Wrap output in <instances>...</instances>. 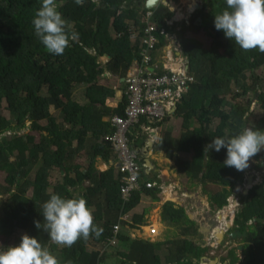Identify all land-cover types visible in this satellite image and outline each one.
I'll use <instances>...</instances> for the list:
<instances>
[{
	"label": "trees",
	"instance_id": "obj_1",
	"mask_svg": "<svg viewBox=\"0 0 264 264\" xmlns=\"http://www.w3.org/2000/svg\"><path fill=\"white\" fill-rule=\"evenodd\" d=\"M56 4L75 33L61 55L49 53L35 35L32 20L42 0H0V172L6 174V182L10 183H0V196H8L0 209V236L10 239L16 230H24L49 247L59 264L69 261L106 264V253L101 254V250L113 237L114 225L137 206L142 193L154 195L159 191L151 192L143 184L129 201H124L120 171L115 166L105 171L96 168L98 157L107 163L115 161L109 142L104 140L115 128L103 119L124 116L127 105L124 95L118 108L107 107L106 100L114 95V90L100 80L107 72L125 78L135 60L140 61V41L132 42L130 29L132 24L141 30L146 27L148 10L144 0H84L82 5L75 0H56ZM226 8V0H204L202 7L182 23L183 36L187 30L198 31L195 22L200 19L211 40L208 48L199 40L185 46L188 75L193 81L181 94L175 110L174 118L181 120L179 133L173 138L171 130L165 131L155 147L164 150L170 159L178 153L191 154L190 160L176 158L177 172L203 186H222L220 191L208 195L218 209L227 205L226 200L242 182L244 172L224 165L226 147L204 154L205 147L215 137L238 134L247 126L254 99L264 112V53L258 49L242 50L234 40L226 38L223 30L215 28V14ZM153 11L159 28L158 50L166 44L165 34L175 29L167 25L175 13L163 5ZM102 54L109 57L105 63L99 59ZM259 69L262 76L255 73ZM80 88L85 89L87 102L75 110L73 96ZM226 96L231 101L227 102V110H223L220 107ZM3 103H6L4 109L13 115L14 123L2 112ZM51 108L60 112L62 122L51 114ZM171 120L166 118L154 124L159 126ZM214 120L220 122L213 128ZM141 122L148 120L142 118ZM252 127L264 130V116ZM26 128L42 137L37 140L29 133L20 135ZM262 150L253 158L261 159ZM83 152L90 158L86 168L76 164ZM259 167L260 163L256 165ZM54 170L64 171V175L62 182L52 185L50 177ZM49 193L83 196L92 210L95 225L103 229L102 234L99 237L92 234L88 240L81 238L71 247L57 251L48 234L35 224L40 221L43 225L42 205L50 198ZM165 207V220L176 223L183 210L174 208L172 203ZM255 218L264 219V181L241 196L235 223L242 232L247 230L246 247L243 262L233 251L229 254V264H264V223L255 222ZM188 224L193 223L188 220ZM118 239L130 241L129 249L119 252L124 264H163L158 253L161 243L131 240L122 233ZM20 242L21 238H17L14 245ZM91 244L101 249L90 250ZM165 244L169 248L167 261L174 264H197L207 251V247L202 248L189 239L168 240Z\"/></svg>",
	"mask_w": 264,
	"mask_h": 264
},
{
	"label": "crops",
	"instance_id": "obj_2",
	"mask_svg": "<svg viewBox=\"0 0 264 264\" xmlns=\"http://www.w3.org/2000/svg\"><path fill=\"white\" fill-rule=\"evenodd\" d=\"M144 1L146 3V0ZM186 1L187 0L185 1L169 0L168 7L172 11H174L175 13L173 16L174 21L175 23H179V24L175 26L174 31H172L167 37L165 46L161 49L156 50L153 53L154 62L157 65L158 64L161 65L168 62L167 53L169 52L175 54L176 61L179 65H181L182 61H184L181 45L183 44L185 36H187L188 33H192V34L194 33L193 31L187 30L185 31L183 36L181 35L182 23L186 21L190 16V14L193 12L192 10H190L191 8L189 9V7L192 5L191 3L192 1L189 0V4H187ZM175 2L179 4L178 7H176ZM193 3L194 5L196 4L195 7H199V5H203V2L201 0H193ZM194 5L192 6L194 7ZM153 10L155 9H152V11ZM177 12L178 13L180 12V19H178V21L175 20V15ZM182 18L183 21L179 22ZM130 24L132 23L130 22ZM111 33L113 34V36H115L113 29H111ZM177 45L180 46L178 49L176 48ZM100 57L105 58V61L102 60V62L104 61V63L107 62L109 59L107 55H103V54ZM169 57L172 58V55L170 53H169ZM136 69H137V64L134 62L131 68L129 69L127 76L135 73ZM124 79H125L124 77L118 78L108 72L103 74L100 83L114 90V95L106 100L107 107L115 109L118 108L119 104L122 102L124 98V89H125ZM80 89H84V88H80ZM227 97L230 98V96ZM229 101L231 100L229 99ZM254 101L256 100L254 99ZM112 116L104 117L103 120L109 122ZM172 122L175 123L178 121L177 119L173 118L170 122L159 126H156L154 123H150L149 121L148 123L141 122L140 124H138L139 128L135 126L130 130L129 138L131 140V145L138 152L141 159L142 173H143V179L141 178V181L144 182L147 179L148 181L154 182L155 188L149 189V191L152 192V190L154 191L156 189H158L159 191L156 192L154 195L145 192L142 193L140 201L137 204V206L134 207L132 210H130L127 214L121 216L118 221L119 225L121 226L119 233H122L124 236L129 237L131 240L139 239V240H146L152 243H159V244L161 243L158 253L161 256V260L163 264H174L173 262L167 261L166 255L168 254V250L165 242L168 240H174L178 238L192 240L190 236L188 237V235L192 236L193 235L192 233L195 231L194 235L197 238L195 237V239L192 241L197 245H200V247L205 248L208 245L212 247L217 243H219L221 241V237H218V231H219L218 227H223L224 225L223 222L226 221L225 218L228 216V212L230 211L229 208H227V206L226 208L228 210L226 211H223L224 207L222 209H218L210 201L208 197L209 193H215L220 191L222 189V186L213 185V184H206L203 186L202 184L193 181L199 185V189L198 191L190 192L188 191V188L182 183L180 184L176 183L175 185H173L174 182H179V181H173V179L177 178L175 174L186 176L185 174H180L177 172V166L175 163L176 158H180L178 157V155L185 153H178L176 154L175 158L170 159L168 158L164 150L160 151L155 149L156 144H158L159 141L161 140L163 133L167 130L172 129L170 126ZM147 128H150L151 131L147 130ZM179 129L175 135H174L175 128L171 130L173 138H175L178 135ZM85 155L87 156V154L83 152L82 156L84 157ZM187 155H188V159L186 160H190L192 155L191 154H187ZM113 156L115 157L114 154ZM78 160L76 161V164L78 163ZM97 162H100L99 166H97ZM110 166H115V168L117 169L114 160H110V162L107 163L100 157L96 159V168L99 171H105ZM251 167H256V166L251 163ZM252 170L254 169L252 168ZM62 174L64 175V171H62ZM243 177H244V173H243ZM258 177L262 178L263 175L254 173L252 174V176L250 175L246 177L245 178L246 186L242 185L243 187H240V185L243 183L242 180V182L237 184V186L232 190V193L228 197V199L238 198L241 200V196H245L246 194L249 193L248 192L245 194L244 188L247 187L248 189H251L253 186L260 184L259 182H256ZM251 178L253 179V185H248V182ZM176 185L179 191H175ZM208 186H212V188L207 189ZM202 192L205 194L207 200L209 201L208 203L205 201L204 202L201 201L203 199L201 198L203 195H199V194ZM169 203H172L174 208H181L183 210L182 216L179 217V220L176 223L169 222L164 218V212L166 208L165 206H167ZM206 203L208 205L211 204L214 208H216L213 215L210 213L211 211L210 208L205 206L207 205ZM202 206H204L206 210H203ZM213 218H215L218 224L217 227L211 223L213 221ZM188 220L193 223L191 224L192 226L188 224ZM150 227L157 228L156 235L154 236L150 235L149 233ZM166 229L167 231H165ZM165 232H168L171 235V237H169L170 239L168 240L166 239L164 235ZM177 235H179L180 237ZM106 245L108 246V248L104 246V248L101 250V254L106 253L107 256L106 263L124 264L122 258L119 256V252L127 251L130 247V241L121 242L120 239H118L114 247H111L108 244ZM109 248L112 249L111 252ZM230 248L231 247L225 248L226 251L217 248V250L210 251L211 256L209 254L207 258H204L203 257L204 254H203L201 255L200 259L202 258H204V260L207 259L209 264H222L223 262L229 264L231 258H229L228 256L227 259L226 254L228 249ZM100 249L101 248H95L92 250H100ZM231 252L233 251H230V253ZM235 254L239 258V261H241V259H243L244 257L243 254H241V252L239 253V251L238 253L235 252ZM219 259H221L222 261H220ZM193 262H195V260H193Z\"/></svg>",
	"mask_w": 264,
	"mask_h": 264
},
{
	"label": "clouds",
	"instance_id": "obj_3",
	"mask_svg": "<svg viewBox=\"0 0 264 264\" xmlns=\"http://www.w3.org/2000/svg\"><path fill=\"white\" fill-rule=\"evenodd\" d=\"M75 3L82 5L84 0ZM226 3L227 8L215 14V28L223 30L226 38L234 40L242 50L258 49L264 53V0H226ZM32 24L35 35L51 54H63L70 39L75 37L71 25L58 11L56 0H42ZM225 147L224 165L243 171L249 167L250 159L264 149V130L245 126L238 134L215 137L206 145L204 154ZM49 196L42 205L43 225L40 221L35 224L38 229L43 228L52 243L71 247L81 238L88 240L92 234L97 237L102 234L103 229L95 225L92 210L83 196L62 197L57 193ZM0 264H59V260L37 237L25 233L18 245L0 249Z\"/></svg>",
	"mask_w": 264,
	"mask_h": 264
},
{
	"label": "built area",
	"instance_id": "obj_4",
	"mask_svg": "<svg viewBox=\"0 0 264 264\" xmlns=\"http://www.w3.org/2000/svg\"><path fill=\"white\" fill-rule=\"evenodd\" d=\"M193 11V10H192ZM154 11L146 13V27L139 29L131 25L130 39L132 42L140 41V61L137 64L136 72L124 79V95L127 99L125 115H114L110 118L114 132L106 135L104 140L109 142L115 155V165L122 174L121 196L124 201H129L135 191L145 185L146 189H154L152 181L143 182L140 179L142 172L141 159L138 152L132 147L129 133L131 128L141 123L146 118L150 123L162 122L166 118L173 119L181 94L186 91L193 78L188 75V62L182 61L179 65L175 54L172 58L167 53V63L157 65L154 62L153 53L159 44L157 36L158 25L153 19ZM182 21V20H181ZM179 21V22H181ZM174 18L167 21L169 26H177ZM165 33L164 30L161 31ZM170 33H166V40ZM180 46L177 45L178 49ZM152 69V70H151ZM164 73H160V71ZM147 130L151 131L150 128ZM230 212L234 213L237 207L235 200L227 199ZM119 223L113 227V237L109 239L108 245H115L120 232ZM151 236L157 234L156 227H150Z\"/></svg>",
	"mask_w": 264,
	"mask_h": 264
},
{
	"label": "rangeland",
	"instance_id": "obj_5",
	"mask_svg": "<svg viewBox=\"0 0 264 264\" xmlns=\"http://www.w3.org/2000/svg\"><path fill=\"white\" fill-rule=\"evenodd\" d=\"M183 1H185V0H183ZM190 1H192L191 3H192V5H194V3H193V0H190ZM202 2H204V0H201ZM186 3L187 4H189V0H187L186 1ZM175 5H176V7H178L179 6V4H177L176 2H175ZM174 5V6H175ZM196 6V4L194 5V7H193V9L194 8H196L195 7ZM172 9H175V8H172ZM192 8L190 9V10H193ZM181 20H183V18L181 19ZM180 20V21H181ZM195 24L199 27V29H198V31H196V32H194L193 34L192 33H188V35L187 36H185V39H184V45L182 44L181 46H182V55H183V57H184V60H187V58H186V53H187V49H185V46L188 44V43H190V42H192V41H195V40H199V41H201L203 44H204V46L206 47V48H208L209 47V42H210V38L206 35V33L204 32V30L202 29V26H203V22H201L200 21V19H196V22H195ZM113 33V32H112ZM101 61L102 60H104L105 61V58L104 57H100L99 58ZM103 61V62H104ZM255 73L257 74V75H259V76H262V69H259V70H256L255 71ZM249 74V73H248ZM84 92H85V90L84 89H79V90H77L76 91V93L74 94V108H75V110H78L84 103H86V99H85V97H84ZM229 97H225V101H224V103L222 104V106L220 107V109H223V110H227V102L229 101ZM2 107H3V110H2V112L6 115V117H8L9 119H11L12 120V122L14 123L15 122V119H14V117H13V115H11L6 109H4V108H6V103H3L2 104ZM250 114H249V116H248V119H247V121H248V125L247 126H254L255 125V122L256 121H258V119H260L261 117H263L264 116V112L262 111V109L259 107V103L257 102V101H254V102H252L251 103V105H250ZM50 111H51V114H54V116H56L57 118H58V120L60 121V122H62L63 121V119H62V116H61V114H60V112L59 111H56V110H54L53 108H51L50 109ZM177 121L178 122H172L171 124H170V126H171V130H173V128H175V133H174V135L176 134V132L178 131V129H179V127H180V123H181V121L179 120V119H177ZM219 120H214V122H213V124H212V126L211 127H215L216 125H218L219 124ZM47 122L46 121H43V124H46ZM30 123H27V125H29ZM63 125L65 126V127H67L68 126V124H67V122H64L63 123ZM27 133H29V134H32V135H35L36 136V138H37V140H39L42 136L40 135V134H38V133H36V132H32L29 128H26V129H24V130H22L19 134L20 135H23V134H27ZM10 133H7V135H9ZM0 138H2V135H0ZM262 151H264V149L262 150ZM178 157H180L181 159H184V160H186V159H188V155L187 154H179L178 155ZM261 159H259V160H256V159H254L253 157L250 159V164H249V167L248 168H246L245 170H243V172H244V179H243V183L240 185V187H243L242 185H244V186H246L245 184H246V177H248V176H252V174H254V173H257V174H262L263 175V177L262 178H257V180H256V182H259V183H261L262 181H264V155L262 156V157H260ZM90 159L85 155L84 157L82 156L79 160H78V163L77 164H80V165H82L83 167H87L88 165H89V163H90V161H89ZM99 163L100 162H97V166H99ZM251 163L252 164H254L255 166L257 165V164H259L260 163V165H261V163L263 164V165H261V167H259V168H256V167H251ZM252 168L254 169V170H252ZM175 173V172H174ZM62 176H63V174L60 172V171H57V170H54L53 172H52V174H51V177H50V181H51V183H52V185H54L55 183H60V182H62ZM175 176H177V178H175V179H173V181H179V182H174L173 183V185H175L176 183L177 184H180V183H182V184H184L187 188H188V191H190V192H195V191H198V189H199V185L197 184V183H195V182H193V181H191L188 177H186V176H184V175H177V174H175ZM0 183L1 184H3V185H9L10 183H8V182H6V174L4 173V172H0ZM175 188H176V190L175 191H179V189H178V187H177V185L175 186ZM210 188H212V186H208V188L207 189H210ZM241 194V193H240ZM199 195H203L201 198H203L201 201L202 202H209L208 200H207V198H206V196H205V194L202 192V193H200ZM32 196V190H29L28 191V197H31ZM8 199V196H0V209H1V207H2V205L4 204V202L6 201ZM205 199V200H204ZM229 199H231V198H229ZM206 203V204H207ZM240 204V203H239ZM205 206H207L208 208H210V213L213 215L214 214V211H215V209L216 208H214L211 204H207V205H205ZM211 206H212V208H211ZM202 208H203V210H206V208L204 207V206H202ZM227 208H229V210L231 209V207H228L227 206ZM226 207H224L223 208V211H226V210H228ZM214 217V216H213ZM212 224H214L216 227L218 226V224H217V222H216V220H215V218H213V221L211 222ZM165 231H167V229L165 230ZM175 233V232H174ZM23 234H25V231L24 230H16V234L14 235V237H12V238H10V239H7V237L6 236H0V246H1V248L2 249H5L7 246H9V245H14L15 244V240L17 239V238H21L22 237V235ZM165 237H166V239L168 240V239H170L169 237H171V235L168 233V232H165ZM174 235V234H173ZM177 236H179V235H177ZM190 236V238L192 239V240H194L195 239V235L193 236H191V235H188V237ZM180 237V236H179ZM197 238V237H196ZM196 242V241H195ZM52 245H53V247L55 248V249H57V251L58 250H60L61 248H62V246H58V245H56V244H54V243H52ZM107 248H108V246L107 245H105ZM64 247V246H63ZM111 247H114V245H112ZM95 248H97V247H94V245H90L89 246V249L90 250H92V249H95ZM104 247H102V249H103ZM110 249V248H109ZM169 248H167V250H168ZM111 250L112 249H110V252H111ZM119 250V249H118ZM120 251V250H119ZM108 254H109V252H108ZM206 258V257H205ZM106 261H107V259L105 260V263H106ZM203 263L202 264H209V262L208 261H202ZM106 264H108V263H106ZM118 264H120V263H118Z\"/></svg>",
	"mask_w": 264,
	"mask_h": 264
},
{
	"label": "flooded vegetation",
	"instance_id": "obj_6",
	"mask_svg": "<svg viewBox=\"0 0 264 264\" xmlns=\"http://www.w3.org/2000/svg\"><path fill=\"white\" fill-rule=\"evenodd\" d=\"M192 7L193 6H191V8ZM234 200L238 204L237 207L234 209V213H231L229 211L228 216L225 218L226 221L223 222L224 223L223 227H218L219 228L218 237H221V241L212 247L210 245H208L207 251L203 255L204 258L205 257L207 258V256L210 254V251H212V250L214 251V250H217V248H219V249H223L224 251H226L225 248H229V247H231V248L228 249V251H227V254H226L227 259H228L230 251H235L236 253H238V251H239V253L241 252V254H243V256H244L243 250L246 247L245 240H246L247 235L245 237H241V238L236 237L233 241L228 240L230 233H233L235 231H240L241 233H244V232L247 233V230L242 232L241 227L235 223V213L241 205V200L238 198H234ZM251 223L252 222H250V224ZM210 256H211V254H210ZM204 258H202V259L199 258L196 263L197 264L203 263V262H201V260L204 261ZM219 260L222 261L221 259H219ZM205 261H208V260L205 259ZM240 262H243V259H241ZM222 264H227V263L223 262Z\"/></svg>",
	"mask_w": 264,
	"mask_h": 264
},
{
	"label": "water",
	"instance_id": "obj_7",
	"mask_svg": "<svg viewBox=\"0 0 264 264\" xmlns=\"http://www.w3.org/2000/svg\"><path fill=\"white\" fill-rule=\"evenodd\" d=\"M168 3H169V0H146L145 7L148 10H152V9L158 8L160 5L168 6ZM201 7H202V5H199V7L194 8L193 11L199 10ZM248 185H253V179L252 178L249 180ZM249 190L250 189H248L247 187L244 188L245 194L248 193ZM254 221L264 223V219H262V218H255ZM246 235H247V233H245V232L241 233L240 231H235L233 233H230L228 240L233 241L236 237L241 238V237H245Z\"/></svg>",
	"mask_w": 264,
	"mask_h": 264
},
{
	"label": "bare ground",
	"instance_id": "obj_8",
	"mask_svg": "<svg viewBox=\"0 0 264 264\" xmlns=\"http://www.w3.org/2000/svg\"><path fill=\"white\" fill-rule=\"evenodd\" d=\"M191 5V4H190ZM192 6V5H191ZM191 6L189 7V9L191 8ZM178 19H180V12L178 13H176V15H175V20H177L178 21Z\"/></svg>",
	"mask_w": 264,
	"mask_h": 264
}]
</instances>
